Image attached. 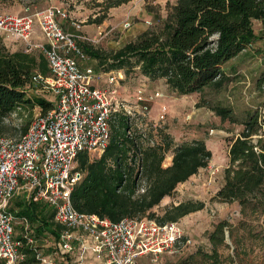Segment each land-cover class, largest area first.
I'll use <instances>...</instances> for the list:
<instances>
[{
  "label": "trees",
  "instance_id": "16d2710c",
  "mask_svg": "<svg viewBox=\"0 0 264 264\" xmlns=\"http://www.w3.org/2000/svg\"><path fill=\"white\" fill-rule=\"evenodd\" d=\"M131 0H102L101 12L90 23L102 25L110 10ZM96 2V0H94ZM150 4L149 0H146ZM264 24V0H177L166 6L162 22L140 33L117 50H103L79 41L85 53L97 61L99 71L133 72L150 82L163 80L178 96L198 93L197 108L206 107L223 121L240 122L232 109L205 101L206 89L220 92L228 82L224 65L243 54L257 40L253 22ZM49 73L45 57L25 50L9 51L0 41V121L15 111L40 107L46 114L53 101L29 95L32 77ZM124 82V80H123ZM264 78L259 84H264ZM141 116L124 110L117 112L110 125V142L103 154L92 158L81 153L77 167L83 173L72 193L73 207L82 214L97 215L113 222L122 219H155L159 223L177 222L202 210L204 202L187 201L168 206L162 215L155 209L172 197L180 184L188 182L209 166L213 157L205 140L193 139L176 145L164 129L151 127ZM141 124L142 127L135 126ZM244 129L228 139V166L214 200L237 202L244 215L259 212L264 222V112H255L241 122ZM31 122L21 129L27 133ZM4 127L0 124V135ZM173 154L172 164L164 161ZM17 216L29 219L38 235L58 241L62 226L54 222V210L39 201L17 203ZM227 221L218 222L210 234L211 243L225 241ZM236 243V242H235ZM239 244V243H237ZM205 254L210 264H223L218 250ZM22 264H37L32 249L22 248ZM232 262L234 256L230 257ZM239 264H242L237 254ZM0 264H5L0 260ZM178 264H194V255Z\"/></svg>",
  "mask_w": 264,
  "mask_h": 264
},
{
  "label": "built area",
  "instance_id": "2783aa9c",
  "mask_svg": "<svg viewBox=\"0 0 264 264\" xmlns=\"http://www.w3.org/2000/svg\"><path fill=\"white\" fill-rule=\"evenodd\" d=\"M37 17L0 16V33L15 34L28 44L36 28L40 29L44 41L29 45L40 50L49 73H36L32 85L38 84L54 96L53 108L37 115L26 134L0 135V260L22 264L26 259L23 247L35 252L37 264H137L144 257L157 260L179 254L186 244L185 228L179 221L125 218L113 222L79 213L72 204V193L83 178L78 156H101L109 145L110 125L117 112L146 117L165 94L140 88L134 107L126 109L119 93L122 73L109 75V88L96 84L103 72L86 66L91 58L79 41L87 38L63 27L62 21L70 17L66 10L52 7ZM123 27L130 29L131 22L125 21ZM168 114V106L160 104L158 122H165ZM22 195L27 203L34 199L54 210L53 220L62 226L54 251H43L46 247L38 245V234L29 219L11 210L13 200ZM87 253L94 256L95 263L89 262Z\"/></svg>",
  "mask_w": 264,
  "mask_h": 264
},
{
  "label": "rangeland",
  "instance_id": "374dc122",
  "mask_svg": "<svg viewBox=\"0 0 264 264\" xmlns=\"http://www.w3.org/2000/svg\"><path fill=\"white\" fill-rule=\"evenodd\" d=\"M149 1L150 4L148 5L146 0H131L126 5L127 7L123 8L122 6V9L125 10L121 14L122 16L118 15L117 11L110 12L111 16L108 17L105 24L103 23L102 28L89 22L90 17L93 19L97 13L101 12L102 8L98 7L97 3H101L102 0H96V2L94 0H0V16L7 14L33 15L37 19V14L52 7H60L70 15L68 20L62 21L63 27L67 31L75 29L80 32L78 34H82L87 38L84 41L97 48L109 51L120 49L134 40L133 31L136 30V26L146 22L143 19L145 16H148V21L152 22V25L146 24V27L152 28L160 24L166 15V6L172 5L171 2H176V0H162L163 5H158L155 4L156 0ZM127 20L131 22V29H124L123 27ZM73 23L79 24L81 28H76ZM253 28L257 35L255 43L243 54L224 65L226 75L230 79L227 86L220 92L206 89L202 96L209 103L232 109L240 122L223 121L210 109L206 107L197 108L196 104L201 99V95L198 93L180 96L179 101H172L170 114L163 123L157 120V109L159 107L156 105L152 107V111L148 116L143 117L151 127L164 129L174 139L176 145H181L183 141L193 139L205 140L207 147L212 151L213 157L207 168L202 169L199 174L193 176L188 182L180 184L175 194L166 198L155 209L158 215H162L164 210L172 204L187 201L204 202L205 207L202 210L191 213L179 220L186 233V244L181 248L180 253L174 256L162 255L157 260L144 257L137 264H178L191 255H194V264H210L205 259V254L214 251L215 248L218 250L223 264H239L237 254L240 256L242 264H264V222L262 214L247 211V214L244 215L241 206L237 202L225 203L214 200L217 191L223 184L224 170L228 166V139L241 134L244 129L241 122L245 121L250 114L264 112V84H259L260 80L264 78V24L260 21H254ZM0 41L9 51L25 50L41 55L36 46H30L29 44L40 43L44 39L40 29L36 28L33 39L29 44L12 33H0ZM86 66L93 67L97 72H100L97 61L92 58L86 62ZM119 73L123 75V78L119 79L124 80V82L119 80L121 100H124L127 105L126 109L130 110L135 105L137 90L142 88L150 91V86L140 85V83H145L143 81L145 78L138 74V70L131 73L128 79L123 72ZM119 73L115 71L112 74L118 77ZM141 78H143L142 82L139 81ZM104 79L101 82H99V79L97 81V83L99 82L98 85L109 88V76H104ZM158 91L164 93L162 90ZM29 95L33 99L41 97L48 101H54V96L38 84H33L29 88ZM169 103L170 101L164 104L169 108ZM23 111V114L15 111L2 122L0 121V124L4 127V134L1 135L19 137L24 124L27 122L32 123L33 119L41 113L38 106L32 109L24 108ZM131 111L133 112V110ZM135 126L142 127L138 123ZM90 157L95 158L99 155H91ZM172 159L173 154L169 153L164 161V166L171 165ZM22 202L25 203L24 195L16 197L13 200L11 210H19L20 207L17 203ZM220 221H227L230 227L225 230L224 243L215 247L211 243L210 234ZM19 227H17V230L19 229L20 232ZM38 238V245L46 247L43 251H54L53 249L58 246L59 240L54 241L53 238L49 239L43 234L38 235ZM49 246L52 248L48 249ZM231 256L235 257L233 262Z\"/></svg>",
  "mask_w": 264,
  "mask_h": 264
},
{
  "label": "crops",
  "instance_id": "0c3cea01",
  "mask_svg": "<svg viewBox=\"0 0 264 264\" xmlns=\"http://www.w3.org/2000/svg\"><path fill=\"white\" fill-rule=\"evenodd\" d=\"M177 1V0H176ZM155 4H158V5H163V3H162V0H156L155 1ZM171 4H174V2H171ZM127 5V4H126ZM126 5H123V8L124 7H127ZM118 10H121V11H118ZM114 11H117V14L118 15H120V16H122L121 14H123L124 12H125V10H123L122 9V6H121V8L120 7H118V8H113L110 12H114ZM148 15H149V13H147ZM151 14V13H150ZM111 15H110V13H109V17H110ZM140 18V17H139ZM148 16H145V18H143L144 20H146V21H148ZM104 24H105V22H104ZM104 24H102V25H99V28H102V26L104 25ZM147 23L145 22V23H141L139 26H136V30L135 31H133L134 33H133V38H135L137 35H139L140 33H142V32H144V31H146L149 27H146L145 25H146ZM81 28V27H80ZM132 28V27H131ZM130 28V29H131ZM70 32H72V33H77L76 35H82V34H78V33H80L79 31H76L75 29H72V31L71 30H69ZM102 72L103 71H100L99 73L100 74H102ZM113 72H103V75L104 76H107V74H108V76L110 75V74H112ZM104 76H102V77H99L98 79H97V81L99 80V82H101V81H103V79H104ZM101 78H103V79H101ZM122 78H123V75H122ZM143 78H145V77H143ZM143 78H141V79H139V81H141L142 82V80H143ZM105 80V79H104ZM146 80V81H145ZM145 80H143L145 83H140V85H144V87L147 85V86H150V91L149 92H154L155 90L157 91V90H162L163 92H164V94H165V97L164 98H162V99H160V100H158L157 101V103L155 104L157 107H159V105L160 104H162V103H166V102H168V101H170V107H169V114H170V111H171V102L172 101H179V97L180 96H177V94L176 93H174V92H172L170 89H169V87L165 84V82L164 81H156V82H150L147 78H145ZM97 81H96V84L98 85L99 84V82L97 83ZM122 82H123V80H121ZM100 86V85H99ZM153 87V88H152ZM153 89V90H152ZM149 90V89H148ZM147 90V91H148ZM196 103V102H195ZM154 105V106H155ZM159 109H157V111H158ZM170 116V115H169ZM192 179V178H191ZM175 205H177V204H175ZM87 259L89 260V262H91V263H95L94 262V256L91 254V253H87Z\"/></svg>",
  "mask_w": 264,
  "mask_h": 264
}]
</instances>
